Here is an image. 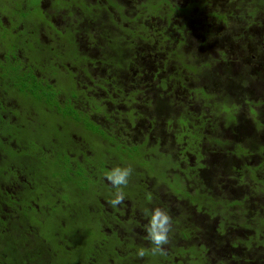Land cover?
Instances as JSON below:
<instances>
[{
  "label": "trees",
  "instance_id": "trees-1",
  "mask_svg": "<svg viewBox=\"0 0 264 264\" xmlns=\"http://www.w3.org/2000/svg\"><path fill=\"white\" fill-rule=\"evenodd\" d=\"M48 1L52 2V0ZM193 1L192 3L191 0H187L183 6H179L175 0H92L89 2L84 0V8L87 11L94 9V12L91 16L86 15V19H82L79 24L67 22L61 36L57 40H51L57 42L53 47L43 42L42 34L39 33L40 25L47 26L48 28L45 29L47 31L53 30L58 33L48 20V13L41 0L36 1V5L39 7L42 18L37 15L27 16L33 8L27 7L29 3L25 0H0V152L3 156L5 152V157L0 162V179H4V168L15 170L21 177L17 182L21 189L19 194L23 193L22 198H0V264H149L143 260L144 257L139 258L136 254L134 255L135 252L131 251L137 252L139 248L149 249L142 236L135 242H129V238L124 241L118 235H114L116 243L112 244L109 234L111 225L108 220L110 217H116L107 209H103L105 204L100 202V198H93L91 186H87L91 182L87 183V179L82 175L84 173L82 167L87 165L88 169L95 173L105 169L106 166L112 168L117 164L122 166L131 164L134 169L132 175L136 176L146 171L129 158L135 151L141 154L144 148L143 156L146 160L152 158L157 161L164 157L172 159L177 165L181 163H177L179 156L184 154L186 158L185 154H189L195 159L190 166L205 179L202 188L198 189L196 194L183 186L189 192V196L203 200L223 196L217 191L214 192L218 185L206 180V178H214L216 171L219 170V167L206 166L207 162L204 159L211 149L201 148L194 141L199 140L200 143L202 139H213L212 134L216 132L217 127H222L223 123L224 128L234 127L236 130L243 129V132L247 129L250 131L248 118L235 109L237 102L244 99L241 95L243 93L241 87L245 81L252 78L262 83L264 87V7L263 4H259L261 0L255 3L251 0H241L251 6L250 11L242 10L241 12L235 0H229L227 7L224 8L214 6V0ZM63 3L64 6H72L66 0ZM51 7H54L52 3ZM194 10L196 14L191 17L190 13ZM199 11L203 12L207 19H215L209 20L210 27L199 21L201 18L197 17ZM178 13L183 14L185 18L181 24L172 21L173 15ZM130 21L136 26L130 25ZM221 23L228 30L216 31V28L221 27L218 26ZM87 28L90 29L89 32ZM86 42L91 44L89 49ZM63 48L65 51L72 52L73 65L71 58L63 59L60 53ZM230 48L236 53L237 61L225 58ZM256 49L258 50L254 51ZM197 54H201V57L192 62L195 58L191 60V56H197ZM250 54L251 56L255 54L254 60L251 56L249 57ZM44 55H56L62 58V62H66L62 72L56 75L54 73L55 78L51 80L41 75V70L49 64L43 67L37 66ZM25 57L26 60H23ZM75 61L76 65L80 66L76 72H74V68L77 67ZM213 61L215 66L213 70H210ZM86 63L98 69L100 84L97 82L94 84L91 77L87 75L90 72ZM59 64L60 62H57V68ZM238 64L240 66L242 64L243 69L242 66L237 69ZM36 70L40 73L39 76L35 73ZM81 73L88 78L79 80L77 76ZM190 74L193 76L189 78ZM197 75L201 76L199 78L201 81L196 79ZM104 83H110L111 87L103 86ZM182 91H184L183 95ZM187 93L197 94V97L206 100L211 110L204 112L203 105L199 103L188 110L175 109L179 105L177 99H182ZM22 94L28 95L29 105L39 102L40 107L43 105L42 107L49 108L48 112L52 113L54 111L57 113L56 106L62 107L68 104L69 111L66 114L73 120L69 132H79V142L85 140L83 144L87 147L90 139L94 145H91L90 149L81 148L78 146L79 142L75 141L69 133L68 143L64 144L61 139L57 141L55 137H52L54 146L49 145V148L45 146L41 143L38 126L26 121L24 125L23 118L16 117L17 111H22L21 108L24 106L31 108L30 112H35L29 105L21 103L26 99ZM9 97L15 102L12 105L5 102ZM77 100L86 101L88 110L83 104L77 105ZM248 105L251 107V102ZM143 107H145L144 111ZM216 108L224 109L229 116L219 118ZM147 111L153 113L150 123L156 124V121H160L157 125L161 126V123L163 125L165 122L167 127L173 122L181 124V135L184 136L185 146L176 150L171 148L169 144L175 141L176 134L174 132L173 138H170L167 127L163 129L162 126L158 127L157 133L149 132L144 142H121V136L109 129L106 130L98 117H92V114H102L105 121L115 123L116 119L109 117L113 115L119 119L122 116L116 117L115 114L120 112L118 114H125V117L121 119L130 114L128 115L130 119L148 121ZM155 116L157 119H153ZM15 117L17 121L14 120ZM252 122L255 134L253 135L252 132L244 134L241 139L246 145L239 144V150L242 154L245 153L244 157L257 154L263 159L257 164H249L248 161L241 160V163L233 167L229 164L232 163L230 158L224 160L231 165L225 168L226 175L231 176L232 173L235 175L229 176L233 181L228 189L219 187L220 190L223 189V192H229L232 189V195H235L236 200L239 199L238 201L241 202L246 199L249 203H252V200L260 193H262L261 196L264 195L263 188L260 187L264 183L262 178L264 139H258V136L263 133H260V130H264V108ZM190 126L191 130L183 131V128ZM25 132L29 133L28 136L31 138H23ZM13 140L17 147L8 145V142ZM221 140L222 137L214 138L212 143L219 144ZM167 145L170 150L153 152ZM44 148H46L45 152ZM12 165L18 167L15 168ZM138 169L139 173H137ZM240 185H245L247 189L254 192V198L242 195L238 190ZM132 186L134 184L129 181L128 193ZM40 188L45 189V195L50 197L49 202L52 201L47 207L43 206L38 199ZM67 193L70 197L65 195ZM173 197L176 200L183 198ZM85 198H88V202H85ZM137 198H148L157 204L156 198H152V194L145 190L140 192ZM242 204L239 206L242 207ZM252 208L260 215L239 217L231 214L229 210L219 214H223L222 220L225 224L227 223L228 228L236 232L239 229L245 231L247 227L260 226L257 219L264 221V217L261 216L262 213L264 214V204L261 201L260 204L255 202L252 203ZM191 214L188 216L189 219L183 221L184 225L193 224ZM231 215L233 218L230 217ZM250 218L253 224L248 226ZM172 219L174 221V216ZM235 222H238L236 226ZM124 223L126 224L125 221ZM218 223L222 222L218 221ZM122 228L125 232L127 231L126 225ZM133 229H135L134 225ZM129 230H131L130 226ZM260 230L264 236V229ZM209 233L207 236L200 234L198 240L202 241L198 244L196 240L194 241L193 244L199 248L197 256L194 255L195 258L215 259L213 254L216 244L212 248L207 245V239L214 243L217 239L214 237L215 231L213 233L209 231ZM185 237L187 236H180L173 227L170 233L172 245L169 248L166 247L165 254L169 259L170 250L176 255H188L183 250L189 244L173 246L175 242L183 243L186 240ZM143 238L147 240L146 236ZM236 239L238 238L233 237V241ZM200 244L203 246L199 247ZM226 244L228 246L232 243ZM246 244L252 255L250 262L264 264V261L261 262L264 257V246L258 249L256 244L250 242ZM212 249L213 254L210 253ZM234 258L232 257L235 261ZM228 261L229 259L220 260L217 264H228Z\"/></svg>",
  "mask_w": 264,
  "mask_h": 264
},
{
  "label": "rangeland",
  "instance_id": "rangeland-1",
  "mask_svg": "<svg viewBox=\"0 0 264 264\" xmlns=\"http://www.w3.org/2000/svg\"><path fill=\"white\" fill-rule=\"evenodd\" d=\"M25 1H27L29 3L28 5H30V6L27 5V7L33 8V10H30L31 12H29L27 14V16L37 15V17L42 18V16L40 15L39 7H38V5H36V1L38 2L39 0H25ZM41 1H42V5L45 7L44 9L48 13V16H49L48 20L52 23L53 27L56 28L58 33H55L53 30L47 31L45 29L48 27L47 26H41V25L39 27L41 29V31H39V33L42 34L41 35L42 41L48 45L53 46V47L56 46L57 42L51 41V40L52 39L57 40L61 36L60 34L63 32V27H65V24H67V22H71L73 24H79L82 19H86V15L91 16L92 12H94V9L91 11H87L84 8V6H83L84 0H66L67 3H70L72 5L71 7L64 6L63 5L64 0H52V2H49L48 0H41ZM89 1H92V0H88V2ZM93 1H95V0H93ZM228 1L229 0H218L215 2V0H214L213 4H214V6L217 5V6H220L221 8H224L225 6L227 7ZM256 1L257 0H255V1L251 0L252 3H255ZM186 2H187V0H175V3H177V5H179V6H183V4H185ZM191 2L193 3L194 1L191 0ZM201 2H202V0H201ZM51 3L54 7H51ZM235 3L241 12H242V10H244L245 12L247 10H249V11L251 10L250 4H248L246 2H241V0H235ZM259 4H263V7H264V0L259 1ZM256 12H258V11H256ZM195 14H196V10L192 11L190 13V16L193 17V16H195ZM199 16L201 17L199 19V21L201 23H204L206 26L210 27L211 23L209 20L211 18L207 19V17H205V15L203 14V12H200V11L198 12L197 17H199ZM172 18H173L172 21L175 22L176 24L183 23V21L185 19L183 17V14H181V13L174 14ZM191 19H193V18H191ZM31 20H29V22ZM193 20H196V19H193ZM211 20L214 21L215 19L212 18ZM84 21H86V20H84ZM197 21H198V19H197ZM129 24L136 26L134 23H131V21L129 22ZM218 26H221L222 28L221 27L216 28L215 29L216 31L222 32L223 30H228V29H225V25L224 24L222 25V23L218 24ZM87 31L89 32L90 29L87 28ZM12 37H14V36H12ZM86 45H87L88 49L91 47V44L89 42H86ZM257 50L258 49L254 50V51H257ZM64 51H65L64 48L62 49V51H60V53L63 55V59L65 57L71 58L70 61H71V64L73 65L74 64V56H73L72 52H70V50L65 51V52ZM191 52H193V51H191ZM199 52H201V51L199 50ZM249 53H252V52H249ZM253 55L255 56V54H253ZM250 56H251V54L249 55V57ZM254 56H251L252 60H254ZM199 57H201V54H197V56L192 55L191 60L195 58L194 60H192V62L198 60ZM225 58H229L232 61H234L236 59V61H237L236 53L231 48L229 49L228 53L225 55ZM23 60H26V57ZM57 62H60L58 68L56 67ZM235 62H234V66L236 64ZM61 63H63V64H61ZM64 63H66V62H62V58L59 56L56 57V55H48V56L44 55L43 59L37 64V66L42 65V67H43L45 64H49V66H47L41 70V75L43 78L51 80L52 78H55V75L57 73H59L60 71L62 72V69H64V67H63ZM86 65L88 66L87 68H88V71L90 72V74H87V75L91 77V79L94 81V84H96V82L98 84L99 83V79H98L99 76L97 75L98 69L95 67H92L88 63H86ZM249 65H250V61H249ZM254 65H256V63ZM75 66H77L76 61H75ZM211 66H212V69H210V70H213L214 66H215L214 61H213V64ZM241 66L243 69L242 64H241ZM241 66H240V64H238L236 66V68L240 69ZM78 67H80V66H77L76 67L77 69L74 68V72H76L78 70ZM35 73L38 76L40 75V73L37 70ZM54 73H55V75H54ZM203 73H201V74H203ZM200 75H197V78H196L197 80L199 78H201ZM190 76H193V75L190 74L189 78H190ZM77 77L79 80H86L88 78L85 75H83V73H81ZM263 77H264V75H263ZM255 79L257 80V78H255ZM199 81H201V80L199 79ZM75 84H77V82ZM109 84L110 83H104L103 86L110 88L111 86H109ZM241 88L243 89V91H242L243 93L241 95L244 97V99H242L240 102H237V104L239 106L237 105L235 110L237 112L242 113L245 117L248 118V123L251 126L250 131H249V129H247V131L243 132V129L236 130L234 127H225L224 128V123H223V126L217 127L216 132L212 134L213 139L218 138V137L219 138L222 137V140L220 141L219 144L212 143L213 139H211V138H210V140L209 139H202V140H200V143H199V140L194 141L191 138V141L197 142V144H199V146H201V148H210L212 151V153H210L211 152L210 151L208 153L209 155L207 157H205V159H204L207 162L206 166L211 167V165H212L215 167H219V170L216 171L214 178H211V179L206 178V180H207V182H208V180L211 182H214V185H218L216 187V189L214 190V192L217 191V193L219 192V194L220 193L223 194V196H221L220 198H207L208 200H203V199L191 198V196H189V192H187V190L183 186H185L192 193L194 192L196 194L197 190L198 189L200 190L202 188V185L204 184V181H205V179L203 177H200L198 175V173L196 171H194L192 169V167L190 166L191 163H194L195 159H193L192 156H189V154H185L186 158H185L184 154H182L181 156L178 157L179 159H178L177 163L179 164L181 162L179 165L175 164V162H173L172 159L169 160L168 158L165 159L164 157H162L161 159H158L161 163L158 160L157 161H155L154 159L152 160V158H149L146 160L145 157L143 156V154L145 152L144 148L142 149L141 154H139L138 151H135L130 155L129 158L136 161L137 165H139V167L143 171H146V172H142V173H147L148 175L147 174L143 175L141 173L140 175H136V176L132 175L131 176L130 182H131V184H134V186L131 187L130 193H128L127 187L124 189V191L126 193V198H125V202L122 205H120L121 209L118 212L119 214L114 215L112 213L116 218L110 217V219L108 220L109 224L111 225V228L115 225V223H117V224L119 223V225L117 227L119 233H116V234H118V237H120L124 241H126V239L129 238V242H132V241L135 242V240L138 237L142 236V239L145 241L148 248H151V244L149 243V241L146 240V238H143L146 236L145 227L148 224V219H149V217L145 215V212L150 211L151 209H153L157 206L164 207L169 211L171 216H174L173 227H175V230H177V233H179L180 236H187V237H185L186 240L183 241V243L175 242L173 244V246L175 247V246H180L181 244H183V245L189 244L188 247L183 250L189 256L186 254H183L182 256L176 255L173 253L172 250H170V252H171L170 259L166 255L152 256L149 253L148 255H146L143 258V260L146 261L147 263H149V264H217L218 261H220V260L226 261L227 259H229L228 264H256L255 261H252V263L250 262V257L252 255H251V251L249 249V246L246 243L250 242L252 244H256L258 249L261 247L263 248L264 236L262 235L260 229H264V228H261L262 226H264V221L262 222V220L257 219V220H259L258 224L260 226L256 225V227H253V228L247 227V228H245V231L242 229H239V231L236 232L235 230L228 228L229 226L227 225V223L225 224V222L222 220L223 214H219L220 212L226 213L225 211L229 210L231 212V214H233V215L235 214L239 217H241V216H244V217L259 216L260 214L257 211L253 210L252 203L254 204L256 202V203L260 204V201H261L264 204V195L261 196L262 193H260V195L257 198H254V192L247 189V187L245 185H240L238 187V190L240 191V193L242 195L251 196L252 198H254L252 200V203H249L246 199H243V201H241V202L238 201L239 199L236 200L235 195L234 196L232 195L233 194L232 189L229 192H223L222 191L223 189H228L229 184L232 183V181H233L232 178H229L230 175H226V173H225V168L231 167V165H229V164H232V167H233V165H238L239 163H241V160L248 161L249 164L250 163L251 164H257L258 162H260L263 159V158L262 159L259 158V156H257V154H255L252 157H250V156L244 157L245 153L242 154L241 150H239V144L246 145L245 142H243V139H241V137L244 136V134H249V133L251 134V132L253 135L255 134V128H254V125H252L253 124L252 120L264 108V87H263L262 83L257 82L251 78L250 80L245 81V83L243 84V86ZM212 91H213V89H212ZM183 92L184 91L181 92L182 95H183ZM22 96L26 99H25V101H22L21 103L24 105H29L30 104L29 99L27 100L28 95L22 94ZM178 98H180V97H178ZM61 100H62V98H61ZM177 100H178L177 102L179 103V105L175 109H180V110L186 109V110H188L192 107H195L196 106L195 104L199 103V104L203 105L202 108H203L204 112H209L211 110V108L208 107L207 101L204 99L202 100V98L197 97V94H188L187 93L186 95H184L182 97V99H177ZM5 102L7 104H11V105L13 103H15L11 97H9L8 101H5ZM246 102H248V103L251 102V104H252L251 107H249L248 103L246 104ZM80 104H83L84 107L86 108L87 102L86 101L81 102V101L77 100V105H80ZM122 105H120V106H122ZM29 106L35 110L34 113L30 112L32 110L31 108L24 106L23 108H21L22 111H17L18 116H16V117L23 118L24 121H22V123L24 125H25V121L29 122V124H33V123L36 124L38 126L37 130L39 131L41 143H43L45 146L48 147L49 145L50 146L53 145L52 137H55V139L57 141H59L61 139L64 144H65V142L68 143L69 140L67 138L70 135L75 139V141H77V142L80 141V138L78 137V136H80L79 132H76V131H72V133L69 132L71 130V126L73 125V122H72L73 120H71L72 117H69L66 114L69 111V108H68L69 105L68 104L63 105L62 107L56 106L58 108V109L56 108L57 113L55 111H54V113L48 112V111H50V109L47 107H42L43 105L40 107L39 102H37L35 104H31ZM25 107H26V109H25ZM142 110L144 111L145 107H143ZM216 110H217V108H216ZM217 111L219 113V118L220 117L226 118L229 116V113L226 112L224 109H218ZM25 112H27V113H25ZM118 113H120V112H118ZM118 113L115 114L116 117H117V115L118 116L121 115L122 117H125V114H123V113L118 114ZM152 114H153L152 112L147 111V115L149 116L148 121L130 119V117H129L130 114H128L129 116L127 115L126 118H123V119H121L122 118L121 116H120L121 118H119V119L113 117V115L110 116L109 118L116 119L115 123L110 122V121H105L102 114H92V117H98L99 122L102 123V125L104 126V128H106V130L109 129L111 132L116 133L117 135L121 136V139H120L121 142L122 141L123 142L124 141L125 142H131L132 141L135 143H137V142L141 143V142L145 141V137L148 136L149 132H156L157 133L159 130L158 127L160 125H157V122H160V121H156V124L149 122L152 120V118H151ZM165 116L163 118H165ZM249 116H250V118H249ZM16 117L14 118L15 121L18 120V119H16ZM212 117L214 118V115H212ZM155 118L157 119L156 116L153 117V119H155ZM57 126H59V127H57ZM161 126L163 127V129L165 127H167L165 125V122H163V125L161 123ZM167 129L169 131L167 134L171 135L170 138H173L172 136H174V132L176 134L175 135V141H172V143L170 142V144H169V146H171V148L173 147L176 150L178 148L181 149V147L185 146L184 141H183L184 136L181 135L182 134L181 124H179L178 122H173L167 127ZM188 129L191 130V126L189 128H186V129L183 128V131H187ZM260 131H261L260 133H262V132L263 133L258 136L259 137L258 139H264V130L261 129ZM164 132H166V130H164ZM242 132H243V134H242ZM69 133H70V135H68ZM28 134L29 133L25 132V135L23 136V138L24 137L27 139L31 138L30 136H28ZM185 134H187V133L185 132ZM178 135H179V137H177ZM191 135H192V133H191ZM187 137H188V135H187ZM181 138H182V140H180ZM88 141H89L88 147L83 144L85 142V140H82L81 142H79L78 146H80L81 148L86 147V149H90L91 145H94V144L91 143V139ZM237 144H238V146H237ZM8 145L9 146L15 145V147H17L14 140L9 141ZM169 146L168 145L163 146L159 150L155 149L153 152H158V151L159 152L160 151L165 152L166 150H170ZM113 147H114V145H113ZM81 148H79V149L81 151H83ZM45 151H46V148H44V152ZM55 151H56V149H55ZM213 151H214V153H213ZM168 152H170V151H168ZM172 152H175V151H172ZM88 153L90 154V150ZM234 153H235V155H234ZM95 155L98 157V155L96 153H95ZM262 156L264 157V154H262ZM3 157H5V152H4V156L0 152V162H1V159ZM228 158H230L229 160H231L232 163L228 164V163L224 162V160H226ZM117 165H119V164H117ZM12 166H14L15 168L18 167L16 165H12ZM113 167L114 166H112V168ZM6 171H7V174H6ZM3 173L7 175V180L0 179V191H1V193H3L4 190L7 189V190H11V193L13 195L23 197L22 196L23 193L19 194L20 187H19V184H17V182L19 181L18 179H21V177L16 173L15 170H7L6 168H4ZM137 173H139V169L137 170ZM167 174H168V176H167ZM233 175H235V173L231 174V176H233ZM262 178H263V182H264V172L262 173ZM90 182L91 183L87 186H91L90 187L91 191L93 190L92 188L95 187L96 185H101L102 191H104V190L107 191L108 193L111 194V196L114 193L113 191H109L108 189H105L104 185L98 179H94ZM181 185H182V187H181ZM219 187L223 188V189L220 190ZM260 187L263 188V192H264V183H263V186L261 185ZM143 190L152 194V198H156L157 204H154V201L151 199L148 200V198H146V199L131 198V197H137L138 194L140 192H142ZM233 190H235L234 187H233ZM39 191H40V193L38 196L40 198H38V199H39L40 203H42L43 206H46V207L49 206L48 203H51L52 201L49 202L48 198H50V197H47L45 195V189L40 188ZM95 191L96 190H94L93 193H95ZM127 194H129V195H127ZM172 194H173V196H177V197L180 196L183 198L176 200L172 196ZM256 194L257 193H255V195ZM65 195H68V193ZM104 199L105 198H101V200H103V202L106 204L103 209L106 210V207L108 209H110L108 206L110 204L107 203V201H109V200L106 201ZM162 200H164L163 203H162ZM85 202H88V198H85ZM243 202H244V204H242ZM203 204H204V206H203ZM240 204H242V207L239 206ZM214 209H215V211H213ZM189 212H191L192 214ZM216 212H218V213H216ZM195 213H198V214H195ZM189 214H191V220L193 221V224L192 225L187 224V226H186V225H184L183 221H186V219H189V217H188ZM233 215H231L230 217L233 218ZM224 216L226 217V215H224ZM261 216L264 217V214L262 213ZM141 217H144V218H141ZM137 220H139V222L136 223ZM124 221L126 222V224L124 223ZM218 221H221L222 223H218ZM253 221H254V218H253ZM237 223L238 222H235V226L237 225ZM250 224H253V222L251 221V218H250V221L248 222L247 225L250 226ZM123 225H126V228H127L126 232L124 231V228H122ZM133 225L135 226V229H133ZM129 226L131 227V230H129ZM235 226H233V227H235ZM225 228H227V230H225ZM249 229L251 231L250 233H249ZM137 231L139 232L140 235L137 233ZM209 231H212V233H213V231H215L214 237L217 239L216 243L207 239L208 240L207 245H210L212 248L216 244L214 247V254H213V249H212V251H210V253L213 254V256L215 257L216 260L215 259L212 260V259L195 258V256H197L196 253H197V250L199 248H196V245L193 244V243H195L194 241L196 240V243L198 244V242L202 241V240L201 241L198 240L200 234H202L203 236H207L210 234ZM109 233L111 234L112 244L116 243L115 236L112 235L115 233H113V232L112 233L109 232ZM195 233H198V234H195ZM247 233H249V234L247 235ZM233 237H237L238 239L233 241ZM227 242H229V243L231 242L232 244H229L227 246V244H226ZM129 244H131V243H129ZM171 245L172 244L170 242L165 247L169 248V246H171ZM122 246L124 247L125 245H122ZM198 246L202 247L203 244H200ZM119 247H121V246H119ZM222 247L225 250H223ZM145 249H147V248H145ZM102 250H104V249H102ZM131 251L135 252L134 255L136 254L135 250H131ZM223 256H225L226 258ZM232 257L233 258L235 257L234 258L235 261L232 259ZM109 258L111 259L110 256H109ZM251 259L255 260L254 258H251ZM214 261H216V263H214ZM262 261H264V257L261 260V262ZM114 262L115 261H113V263ZM108 263H112V261H108ZM139 263H140V261H139Z\"/></svg>",
  "mask_w": 264,
  "mask_h": 264
},
{
  "label": "clouds",
  "instance_id": "clouds-1",
  "mask_svg": "<svg viewBox=\"0 0 264 264\" xmlns=\"http://www.w3.org/2000/svg\"><path fill=\"white\" fill-rule=\"evenodd\" d=\"M133 172L132 165L127 164L114 166L105 173V178L115 190L112 198L108 201L112 207H117L125 202L126 193L124 189L128 186ZM145 215L149 217L145 232L151 248H139L136 255L140 258L149 253L152 256H163L166 254L165 246L170 243V233L173 231L172 216L166 208L159 206L146 211Z\"/></svg>",
  "mask_w": 264,
  "mask_h": 264
},
{
  "label": "flooded vegetation",
  "instance_id": "flooded-vegetation-1",
  "mask_svg": "<svg viewBox=\"0 0 264 264\" xmlns=\"http://www.w3.org/2000/svg\"><path fill=\"white\" fill-rule=\"evenodd\" d=\"M84 173L82 174L84 176L85 179H87V183L88 181H91V179H98L103 185H104V188L105 189H108L109 191H115L113 186L111 185V183L109 181L106 180L105 178V173L107 171H109L111 169V167H107L103 170H99L95 173H93L90 169H88V165L86 167H82ZM6 174H7V171H6ZM4 174V179L7 180V175ZM133 187V186H132ZM92 189L96 190L95 193H94V196L93 198H100V202H102L103 204H105L103 202V200H101V198H105L104 200H110L112 198L111 194L108 193L107 191H102L101 190V185L100 186H96L95 188L93 187ZM94 190L91 191V188H90V191L93 192ZM138 197V196H137ZM137 197H131V198H137ZM0 198H22V197H19V196H16V195H13L11 193V190H4L3 193H1L0 191ZM89 198V197H88ZM91 198V196H90ZM131 202V201H130ZM108 203V201H107ZM109 204V203H108ZM106 205V204H105ZM110 209H108L106 207V209L108 211H110V213H113L114 215L115 214H119L118 212L120 211V205L117 206V207H112L111 205H108ZM118 225L115 224L112 228H110L109 232H113L115 234H112V235H118L116 233H119L118 229H117ZM139 233V232H138ZM110 234V233H109ZM111 235V234H110Z\"/></svg>",
  "mask_w": 264,
  "mask_h": 264
}]
</instances>
